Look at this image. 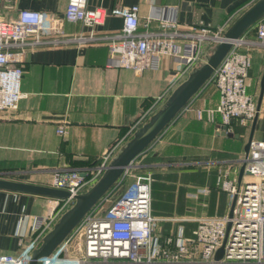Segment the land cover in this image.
I'll return each instance as SVG.
<instances>
[{
    "label": "crops",
    "instance_id": "1",
    "mask_svg": "<svg viewBox=\"0 0 264 264\" xmlns=\"http://www.w3.org/2000/svg\"><path fill=\"white\" fill-rule=\"evenodd\" d=\"M68 1L5 0L0 18L13 20L20 10H39L58 17L65 36L91 31L102 36L120 32L123 18L116 11L137 4L141 31L165 30L164 20L216 29L229 27L257 0H89V7L107 11L104 22L93 28L65 20ZM255 29L256 25L245 35L254 36ZM46 36L53 37L52 31ZM250 54L247 84L258 102L264 47H254ZM118 57L119 51L103 38L26 49L21 63L26 96L16 109L0 111V178L51 185L55 170L95 164L126 136L181 68L175 57L166 55L158 68L137 72L120 67ZM218 101L216 86L204 85L189 101L191 109L180 112L134 159L118 191L122 193L135 176L151 174L152 212L164 243L180 231L192 236L198 219L225 217L230 212L233 195L218 180L239 183L252 123L234 122L230 135L223 133L219 115L213 122L197 117L195 108L215 107ZM60 126L66 127L64 134L57 132ZM253 138L264 140V93ZM245 177L243 174L240 182ZM202 188L209 192L199 193ZM53 199L0 189V254L19 252L20 238L29 233L31 220L47 216Z\"/></svg>",
    "mask_w": 264,
    "mask_h": 264
},
{
    "label": "built area",
    "instance_id": "2",
    "mask_svg": "<svg viewBox=\"0 0 264 264\" xmlns=\"http://www.w3.org/2000/svg\"><path fill=\"white\" fill-rule=\"evenodd\" d=\"M88 1L69 0L65 20L81 22L92 28L102 24L107 11L103 7H89ZM4 2L0 0V9ZM139 11L137 4L117 10L116 13L123 18L122 30L102 36L95 35L94 31L65 36L60 19L39 10H20L13 20L0 18V111L16 109L26 96L22 89L21 63L30 46L84 44L103 38L112 49L119 51L120 67L137 72L156 69L161 57L166 55L175 57L181 64L166 90L98 162L85 169L68 168L53 172L51 186L67 190L70 195L64 199H53L52 210L47 216H35L30 222L27 237L23 235L20 238L19 252L0 254V264H30L31 253L74 205V196L87 191L100 179L120 147L164 104L188 74L205 61L207 50L224 39L228 28L214 29L202 24L182 25L164 20L165 30L141 31ZM49 31L53 33L51 38L46 36ZM254 47H264V18L257 22L254 36L244 34L232 41L231 49L208 81L218 90V104L195 108L199 119L213 122L219 115L226 131H232L234 122L243 126L252 123L258 112L257 100L248 90L247 78L252 66L250 50ZM190 107L188 102L181 112ZM57 132L64 134L66 127L60 126ZM133 166L134 161L72 233L38 264H264V140H251L249 154L245 158L246 177L242 182L229 178L218 180L223 190L236 195L233 215L198 219L192 236L187 237L180 231L169 236L165 243L156 231L158 219L152 212L151 174L135 176L124 191L112 199L124 185ZM200 192L208 193L209 190L202 188ZM223 245L224 253L217 259V251Z\"/></svg>",
    "mask_w": 264,
    "mask_h": 264
},
{
    "label": "water",
    "instance_id": "3",
    "mask_svg": "<svg viewBox=\"0 0 264 264\" xmlns=\"http://www.w3.org/2000/svg\"><path fill=\"white\" fill-rule=\"evenodd\" d=\"M262 18H264V0H257L232 22L224 32V39L214 46L206 60L188 74L187 78L172 91L164 104L152 114L147 122L139 126L133 136L120 147L100 179L87 191L74 196V205L61 216L54 227L45 235L40 246L31 253L30 264H38L41 259L50 256L72 233L86 213L123 177L134 159L150 146L184 106L208 83L215 69L231 49L232 41L243 36ZM263 93L264 74L261 79V92L257 102L258 112L252 121L250 135L244 147L245 154L240 170L239 183L245 173V158L248 157L250 142L254 136ZM222 131L224 134L232 135V132L226 131V126H222ZM0 189L43 195L56 199H64L70 195L67 190L51 185H38L5 178H0ZM235 204L236 195L233 196L229 217L233 215ZM229 227L230 223H228L227 228L229 229ZM223 253L224 245L217 251L216 258L219 259Z\"/></svg>",
    "mask_w": 264,
    "mask_h": 264
},
{
    "label": "rangeland",
    "instance_id": "4",
    "mask_svg": "<svg viewBox=\"0 0 264 264\" xmlns=\"http://www.w3.org/2000/svg\"><path fill=\"white\" fill-rule=\"evenodd\" d=\"M208 51V50H207ZM211 54L210 50L208 51V55ZM211 84V83H210ZM211 86V85H210ZM155 100V99H154ZM162 106V105H161ZM160 106V107H161ZM131 176V175H130ZM119 194H121V192H117L116 195L112 196V199L114 200L117 196H119ZM109 204V203H108Z\"/></svg>",
    "mask_w": 264,
    "mask_h": 264
},
{
    "label": "trees",
    "instance_id": "5",
    "mask_svg": "<svg viewBox=\"0 0 264 264\" xmlns=\"http://www.w3.org/2000/svg\"><path fill=\"white\" fill-rule=\"evenodd\" d=\"M256 24H257V23H256ZM256 24H255V25H256ZM213 48H214V47H213ZM213 48H212V49H213ZM91 165H92V164H91Z\"/></svg>",
    "mask_w": 264,
    "mask_h": 264
}]
</instances>
